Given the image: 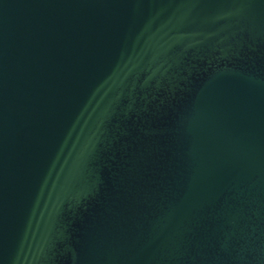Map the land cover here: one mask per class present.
I'll return each instance as SVG.
<instances>
[{"label":"water","instance_id":"95a60500","mask_svg":"<svg viewBox=\"0 0 264 264\" xmlns=\"http://www.w3.org/2000/svg\"><path fill=\"white\" fill-rule=\"evenodd\" d=\"M0 264H264V0H0Z\"/></svg>","mask_w":264,"mask_h":264}]
</instances>
